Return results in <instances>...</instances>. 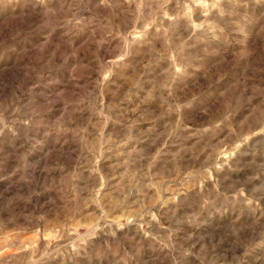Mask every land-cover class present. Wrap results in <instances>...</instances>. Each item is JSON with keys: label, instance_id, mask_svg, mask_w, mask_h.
Wrapping results in <instances>:
<instances>
[{"label": "rangeland", "instance_id": "1", "mask_svg": "<svg viewBox=\"0 0 264 264\" xmlns=\"http://www.w3.org/2000/svg\"><path fill=\"white\" fill-rule=\"evenodd\" d=\"M0 264H264V0H0Z\"/></svg>", "mask_w": 264, "mask_h": 264}]
</instances>
